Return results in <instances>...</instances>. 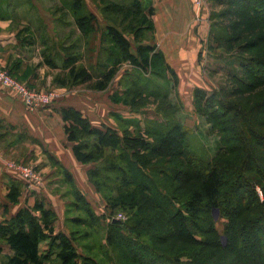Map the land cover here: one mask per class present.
Returning <instances> with one entry per match:
<instances>
[{"label":"trees","instance_id":"1","mask_svg":"<svg viewBox=\"0 0 264 264\" xmlns=\"http://www.w3.org/2000/svg\"><path fill=\"white\" fill-rule=\"evenodd\" d=\"M216 3L222 5V10L215 15L228 24L212 27H222L227 36L220 35V39L213 33L212 38L217 43L225 41L229 50L237 48L249 55L250 61L241 65L244 77L233 73V84L242 92L262 89L264 0ZM139 4L135 1L115 7L120 13L132 11L136 15L132 27L137 37L147 23L141 17ZM93 19L91 15L81 17L77 24L85 32ZM108 32L120 54L114 66L99 76L73 68L70 77L75 83H91L93 90L106 91L117 76L119 64L129 61L135 70L120 82L125 84V91L118 90L111 99L137 110L145 91L137 72L151 69L159 76L158 64L175 79L176 72L154 47L139 44L133 54L130 42L121 32L114 28ZM194 97L200 112L206 113L227 143V153L212 162L187 151L186 129L176 121L163 119L159 123L152 119L144 128H135L131 121L120 118V134L108 126H94L75 108H61L65 132L77 161L92 165L89 182L111 206L102 215L97 214L71 173L59 166L58 172L69 185L73 199L67 203V211L78 208L84 214L71 222L82 228L69 234L56 233V213L37 197L32 206L0 220V253L3 246L12 252L6 264H52V256L57 264H101L82 241L90 239L89 233L96 232L101 219L114 215L118 206L138 214L131 217V225L123 221L108 223L104 248L115 255L108 258L110 264H264V199L256 189L259 186L264 193V121L252 117L249 108L226 99L219 91L196 88ZM240 142L244 149L238 146ZM23 190L21 182L10 184L8 203L17 204ZM216 213L226 220L223 234L216 228ZM143 236H150L151 242H145ZM45 242L47 248L41 250ZM78 247L90 254L80 252Z\"/></svg>","mask_w":264,"mask_h":264},{"label":"crops","instance_id":"2","mask_svg":"<svg viewBox=\"0 0 264 264\" xmlns=\"http://www.w3.org/2000/svg\"><path fill=\"white\" fill-rule=\"evenodd\" d=\"M135 1L140 3L141 17L147 22L138 37L132 27L136 15L132 11H115L116 6L132 5ZM211 3L213 0H205L198 17L192 0H0V70L8 71L30 88L53 89L63 94L50 107L30 109L17 94L0 85V220L12 218L40 197L28 196L27 193H34L26 189L17 204H9L6 197L8 186L18 181L20 170L35 167L43 177L37 193L43 195L41 198L57 215L56 233L69 234L77 229L71 221L78 215L71 212L74 210L67 211V203L73 199L68 200L70 196L66 198L65 194L59 195L52 190L67 184L58 172L59 166L71 173L75 185L88 200L86 189L95 198L98 193L88 179L92 166L79 163L74 155L60 110L75 108L94 126L101 127L105 122L99 121L98 116L105 104L98 97L108 90L96 91L91 83L73 82L72 69L83 68L99 76L112 68L120 58L119 49L108 34L109 29L114 28L130 42L133 54L139 44L154 47L164 55L180 79L184 75L187 82V73L194 76L188 82L190 88H200L196 85L201 45L198 35L201 33L203 37L211 22L206 9ZM90 15L94 19L84 32L77 19ZM210 31L209 28L207 40ZM201 78L203 80L202 75ZM110 105V117L126 119V116L116 115L119 110L114 106L120 104L110 101ZM61 206L62 220L57 211ZM47 245L48 242L41 244V250ZM11 253L8 246H3L0 257L8 259Z\"/></svg>","mask_w":264,"mask_h":264},{"label":"rangeland","instance_id":"3","mask_svg":"<svg viewBox=\"0 0 264 264\" xmlns=\"http://www.w3.org/2000/svg\"><path fill=\"white\" fill-rule=\"evenodd\" d=\"M206 7L211 22H209L208 25L205 23V25H207L208 27L205 28V33L203 37L201 33H200L201 36L198 35L199 39L201 40L199 45L200 44L201 45L199 46L200 47L199 60L197 58L199 65V71H198L199 78L198 79L196 78L197 80L196 85L200 86L202 90H206L208 92H212L214 90L221 92L226 96V99L230 101H236L237 102L236 104L249 108V115H251L256 119L261 118L264 121V107H261V101L262 99H264L263 98L264 87L262 89L255 88L254 90H246L242 92L239 91L240 90L239 86H237L236 84L234 85L231 80L234 76L233 73H236L238 77L241 78L244 77L243 69L241 65L244 62L250 61L249 55L240 52V50L237 48H235L234 50H229L227 43H225V41H223L222 43L220 42L217 43L214 41V38H212V35L214 36V34L216 35L215 36L216 38L219 37L220 39L221 36L226 37L227 35H225L224 29L222 27L214 29L212 27L213 24L219 25L222 23L223 25L226 26L228 24V21L221 20L220 16L215 15L222 10L221 9L222 5L218 6L216 0H213V3L206 5ZM209 28L211 29V31L209 35V40H207L208 35L206 36V34L209 31ZM228 28H230V23L228 25ZM159 66L160 64L156 66V68H158L156 74H158L159 76L154 75L151 69L140 73L137 72L139 76L140 87H142L145 90V91L143 90L144 91L143 98L139 99L140 100L139 107L137 110H133L130 106H126L123 104H120V106H114L117 110H119L118 111L119 113L116 115H120L123 117L126 116L125 117L126 119H121V120L131 121L135 128H137L136 126L144 128V126L147 125V123L152 119H155V121H157L158 119L159 123L162 122L163 119H165L167 122L176 121L177 123H181L182 125H184L186 129L185 140H186L187 151L191 152L194 155V157L209 162H212L218 157H223L224 154L227 153V143L224 140L223 134L218 128L214 126L213 122L209 117H207L204 111L200 112L199 108L196 105V101L194 97L195 89H192L188 86V82L191 79H193L194 76L187 73L186 74L187 82H185L186 79L184 75L180 79L177 72L175 71L177 75L175 79L174 75H172L171 72H169L166 68L165 69H162V67L159 68ZM134 70L135 69H133V66L131 64L128 65L126 64V62L123 63L119 67V72L116 76L117 77L116 80L112 82L111 86L108 88V91L104 94H100V96L98 97L101 100V102L105 104V106H102V113L98 116V120L105 122L102 124V126H108L116 130L120 134H121V124L119 121L120 118L117 116L110 117V115H108L109 109L111 107L110 101L114 104V102L111 99V96L112 94L114 95L118 90L125 91V84L124 86H122L123 84H120V82L123 80L122 81L123 83L125 77H127V73L130 74ZM201 75L203 77V80L201 78ZM132 76H134V74ZM179 79L181 80V82ZM82 88L86 89V87H82ZM43 91L46 93H56L58 95V97L55 99V101H53L51 106L54 105L61 96H63V94L58 90L52 89V90H43ZM109 91L111 92V94L108 95L107 93ZM132 130H134V128H132ZM246 140L248 141V138H246ZM238 146L244 149L243 144L241 142L238 143ZM26 169H33V172H35L36 174V179L40 183L30 184L28 181L20 179L21 178L20 176H17L19 178L18 182L22 183L23 188L26 189L27 192L31 191L34 193L32 195H29L27 193L28 196L42 197L43 196L42 194L37 193L38 192L37 189L40 188L41 183H43L42 175H40L35 170L37 169L35 167L26 168ZM111 185L113 184H110V186ZM256 189L258 191L259 197L261 199H264V193L259 188V186ZM52 190L54 191L53 193L57 192L59 195L65 194L66 198L70 196V187L67 184L63 186H55L52 188ZM86 190L88 191L86 193L89 197V200L92 203L91 204L92 207L99 215H102L105 211L108 210V205L111 206L108 200H105V198L102 197L100 193H98L97 198H95L93 193L90 192L89 189ZM71 199L72 198H69L68 200ZM33 201L34 199L32 200V202ZM27 206H31V205H27ZM110 206L109 209L113 210L110 208ZM77 209L78 208H75V210L71 212H73L74 215L83 216L84 214L82 213V211L80 209L79 210ZM57 211L62 220L63 219L62 206L60 208H57ZM113 212L115 213L114 215H110V217L104 216V220L101 219L100 227L96 228L97 230H94L96 232H92V230L90 231L84 228L82 229V230H88V233L92 232L89 233L91 238L86 241H82V244L89 246V248L94 252L92 253V255L94 256V258L96 257V259L101 264H110L108 258L115 257V255L112 254L108 249L104 248V246L106 245L105 235L107 233L106 231L107 226L108 223L112 222L111 217L121 216L124 224L131 225L132 222L130 220L131 217L132 216L135 217L138 214V212L136 211L131 212L129 211V209L124 208L123 206H118L117 209L114 210ZM108 214L109 212H107V215ZM215 220H216L217 230L221 234H223L225 231L226 220L220 218L219 213L215 214ZM76 228H82V227H76ZM142 239L147 243L151 242L150 236H143ZM78 248L80 252L82 253L85 252L90 254L89 251L86 252L83 250V248L81 247ZM107 252L109 255L107 254ZM6 259H7L6 257H0V263L3 262L4 264H6L7 262ZM117 259L119 260L118 257ZM51 260H52L51 261L52 264H57L54 256L51 257ZM124 264H128V263L124 262Z\"/></svg>","mask_w":264,"mask_h":264},{"label":"built area","instance_id":"4","mask_svg":"<svg viewBox=\"0 0 264 264\" xmlns=\"http://www.w3.org/2000/svg\"><path fill=\"white\" fill-rule=\"evenodd\" d=\"M196 15L199 17L204 7L205 0H192ZM0 85L10 89L17 94L24 104L30 109H41L50 107L58 97L56 93H46L43 90L30 88L28 85L18 81L8 71L0 70ZM35 171V170H34ZM20 179L28 181L30 184H38L36 174L33 169H21ZM112 221H122L121 216L111 217Z\"/></svg>","mask_w":264,"mask_h":264},{"label":"water","instance_id":"5","mask_svg":"<svg viewBox=\"0 0 264 264\" xmlns=\"http://www.w3.org/2000/svg\"><path fill=\"white\" fill-rule=\"evenodd\" d=\"M115 222H119L118 220H115Z\"/></svg>","mask_w":264,"mask_h":264}]
</instances>
